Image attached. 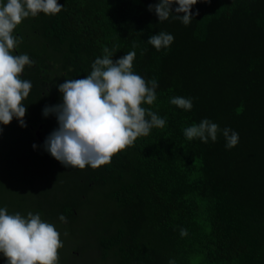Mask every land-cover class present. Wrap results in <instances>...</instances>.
<instances>
[{"label": "trees", "instance_id": "1", "mask_svg": "<svg viewBox=\"0 0 264 264\" xmlns=\"http://www.w3.org/2000/svg\"><path fill=\"white\" fill-rule=\"evenodd\" d=\"M157 2L58 0V14L16 27L23 40L12 54L34 61L20 76L32 88L27 127L0 124V208L39 213L60 233L59 254L67 245L79 259L97 248L98 264H264V0H198L187 26L159 22L148 10ZM159 32L174 41L157 51L147 40ZM105 48L113 60L135 51L133 71L158 83L142 107L166 124L106 165L66 168L38 137L58 127L42 110L62 103L58 85L89 75ZM177 96L193 108L171 104ZM205 118L237 132V146L227 149L222 131L216 142L189 141L184 129Z\"/></svg>", "mask_w": 264, "mask_h": 264}, {"label": "clouds", "instance_id": "2", "mask_svg": "<svg viewBox=\"0 0 264 264\" xmlns=\"http://www.w3.org/2000/svg\"><path fill=\"white\" fill-rule=\"evenodd\" d=\"M197 3L198 0H158L148 10L155 12L159 22L171 16L187 26L199 15V11L192 12ZM173 4L178 5L174 10ZM63 6L58 0L0 2V124L9 125L16 118L20 127H27L23 101L29 96L32 84L20 76L25 66H31L34 61L27 54H12L23 40L13 35L14 30L29 16L55 15ZM173 41V35L159 32L149 36L147 43L159 51ZM104 53L94 61L85 78L66 79L58 85L62 103L46 105L42 110L44 117L54 115L58 123L46 137L44 149L66 168L96 169L106 165L138 137L148 136L151 129L163 128L166 124L165 119L142 107L152 105L157 99L158 83L154 79L146 81L133 71L135 51L116 60L110 58L109 49L105 48ZM170 102L184 110L193 108L192 100L184 97H173ZM221 131L227 149L237 146V132L230 128L221 130L207 118L185 128L184 136L189 141L198 138L203 143L209 139L216 142ZM36 147L34 144L33 148ZM59 219L67 222L63 214ZM187 234V229H180L181 237ZM62 247L60 233L53 224L43 221L39 213L29 212L25 217L20 213L8 214L6 208H0V253L6 258V264H58V250ZM169 264L175 261L170 260Z\"/></svg>", "mask_w": 264, "mask_h": 264}, {"label": "rangeland", "instance_id": "3", "mask_svg": "<svg viewBox=\"0 0 264 264\" xmlns=\"http://www.w3.org/2000/svg\"><path fill=\"white\" fill-rule=\"evenodd\" d=\"M64 238L65 239L69 238V235H65ZM66 241L68 242L69 245H74V246L81 245L80 244L81 242H83L84 244H87L86 238L84 240L76 239L75 241L72 239H68ZM68 247L69 246L65 245L63 250L60 252L61 254H59L58 264H98L99 263V261L96 262L97 258L99 260V256H100L97 248L92 249V250L88 249L86 252L83 251L82 256L79 259H75L70 254ZM86 248H88V246Z\"/></svg>", "mask_w": 264, "mask_h": 264}, {"label": "water", "instance_id": "4", "mask_svg": "<svg viewBox=\"0 0 264 264\" xmlns=\"http://www.w3.org/2000/svg\"><path fill=\"white\" fill-rule=\"evenodd\" d=\"M38 137L43 141V143H44V140H43V138H42V135H41V133H40V131H38Z\"/></svg>", "mask_w": 264, "mask_h": 264}, {"label": "flooded vegetation", "instance_id": "5", "mask_svg": "<svg viewBox=\"0 0 264 264\" xmlns=\"http://www.w3.org/2000/svg\"><path fill=\"white\" fill-rule=\"evenodd\" d=\"M40 139V138H39ZM41 140V139H40ZM41 142L43 143V141L41 140Z\"/></svg>", "mask_w": 264, "mask_h": 264}]
</instances>
